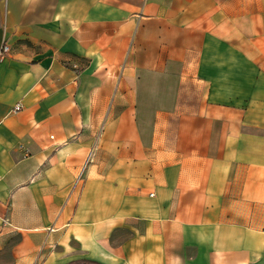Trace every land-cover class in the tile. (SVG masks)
Segmentation results:
<instances>
[{
    "label": "crops",
    "instance_id": "crops-1",
    "mask_svg": "<svg viewBox=\"0 0 264 264\" xmlns=\"http://www.w3.org/2000/svg\"><path fill=\"white\" fill-rule=\"evenodd\" d=\"M83 262L264 264V0H0V264Z\"/></svg>",
    "mask_w": 264,
    "mask_h": 264
},
{
    "label": "built area",
    "instance_id": "built-area-1",
    "mask_svg": "<svg viewBox=\"0 0 264 264\" xmlns=\"http://www.w3.org/2000/svg\"><path fill=\"white\" fill-rule=\"evenodd\" d=\"M8 50H9L8 46H4V48H3V53L8 52Z\"/></svg>",
    "mask_w": 264,
    "mask_h": 264
},
{
    "label": "trees",
    "instance_id": "trees-1",
    "mask_svg": "<svg viewBox=\"0 0 264 264\" xmlns=\"http://www.w3.org/2000/svg\"><path fill=\"white\" fill-rule=\"evenodd\" d=\"M75 264H96V263H92V262H83V263H75Z\"/></svg>",
    "mask_w": 264,
    "mask_h": 264
}]
</instances>
